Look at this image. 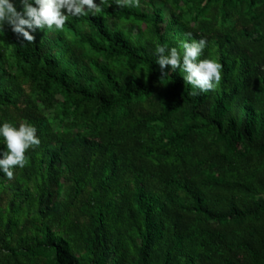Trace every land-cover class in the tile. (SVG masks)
I'll list each match as a JSON object with an SVG mask.
<instances>
[{
	"label": "trees",
	"instance_id": "1",
	"mask_svg": "<svg viewBox=\"0 0 264 264\" xmlns=\"http://www.w3.org/2000/svg\"><path fill=\"white\" fill-rule=\"evenodd\" d=\"M189 32L223 66L197 96L156 63ZM33 35L0 34V123L40 139L0 173V264H264V0H104Z\"/></svg>",
	"mask_w": 264,
	"mask_h": 264
},
{
	"label": "clouds",
	"instance_id": "2",
	"mask_svg": "<svg viewBox=\"0 0 264 264\" xmlns=\"http://www.w3.org/2000/svg\"><path fill=\"white\" fill-rule=\"evenodd\" d=\"M121 8H139L140 0H115ZM104 0H0V34L5 26L32 42L38 29L62 30L70 17L95 16L103 10ZM111 5H109L110 7ZM191 38L192 33H185ZM206 47L205 38L181 41V46L160 44L155 48L156 63L161 70L170 67L172 73L179 71L183 81L191 86V95L197 96L214 90L222 80V64L215 59H199ZM168 72H164V76ZM0 173L9 179L15 168L29 163L26 151L40 144L35 125L22 122L15 125L0 123Z\"/></svg>",
	"mask_w": 264,
	"mask_h": 264
}]
</instances>
